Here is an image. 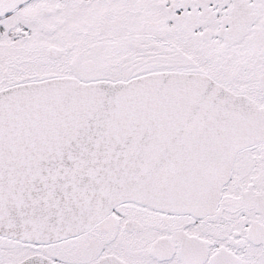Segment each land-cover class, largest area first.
<instances>
[{
  "label": "snow or ice",
  "instance_id": "snow-or-ice-1",
  "mask_svg": "<svg viewBox=\"0 0 264 264\" xmlns=\"http://www.w3.org/2000/svg\"><path fill=\"white\" fill-rule=\"evenodd\" d=\"M0 264H264V0H0Z\"/></svg>",
  "mask_w": 264,
  "mask_h": 264
}]
</instances>
